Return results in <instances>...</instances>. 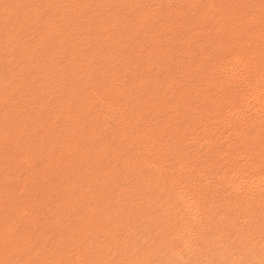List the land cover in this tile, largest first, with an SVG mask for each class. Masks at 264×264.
<instances>
[{"label": "bare ground", "instance_id": "obj_1", "mask_svg": "<svg viewBox=\"0 0 264 264\" xmlns=\"http://www.w3.org/2000/svg\"><path fill=\"white\" fill-rule=\"evenodd\" d=\"M262 222L264 0H0V264H264Z\"/></svg>", "mask_w": 264, "mask_h": 264}, {"label": "snow or ice", "instance_id": "obj_2", "mask_svg": "<svg viewBox=\"0 0 264 264\" xmlns=\"http://www.w3.org/2000/svg\"><path fill=\"white\" fill-rule=\"evenodd\" d=\"M129 7H139L138 5H129ZM40 135H44L43 132L37 134V138H39ZM261 238L264 239V222H262V227H261ZM232 264H247V262L240 260V261H234Z\"/></svg>", "mask_w": 264, "mask_h": 264}]
</instances>
